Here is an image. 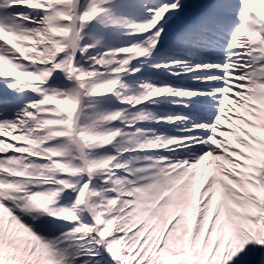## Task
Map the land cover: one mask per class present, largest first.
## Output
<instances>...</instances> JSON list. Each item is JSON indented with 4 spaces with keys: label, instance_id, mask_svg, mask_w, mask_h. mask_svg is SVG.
I'll return each mask as SVG.
<instances>
[{
    "label": "snow or ice",
    "instance_id": "6c2138e0",
    "mask_svg": "<svg viewBox=\"0 0 264 264\" xmlns=\"http://www.w3.org/2000/svg\"><path fill=\"white\" fill-rule=\"evenodd\" d=\"M0 264H264V0H0Z\"/></svg>",
    "mask_w": 264,
    "mask_h": 264
}]
</instances>
